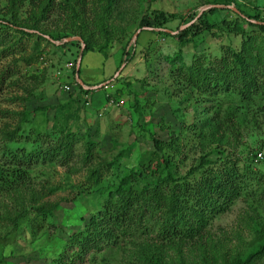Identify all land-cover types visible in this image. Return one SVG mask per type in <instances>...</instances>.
<instances>
[{
    "label": "rangeland",
    "instance_id": "rangeland-1",
    "mask_svg": "<svg viewBox=\"0 0 264 264\" xmlns=\"http://www.w3.org/2000/svg\"><path fill=\"white\" fill-rule=\"evenodd\" d=\"M224 1L117 0L109 21L113 26L109 36L112 50H106L105 57L88 51L80 60L78 80L93 87L103 84L99 88L84 89L89 93L78 92L68 72L71 67L65 66L76 56L78 58L80 48L77 54L72 47L61 56L55 43L53 47L37 41L36 48L33 39L23 38L18 51L0 54V165L4 167L3 161H10L1 158L5 149L46 152L62 143L54 130L62 120L53 129L52 111L49 110L39 112L31 124H21L18 131L15 130L16 113L23 109L54 106L71 97L77 101L71 104L73 110L77 109V118L68 119L67 127L79 136L73 140L68 158L38 160L29 168L22 166L27 174L18 195L10 197L0 190V264H46L58 257L68 237L83 230L89 216L100 209L103 193L96 190L134 169L143 153L153 151L152 139L165 144L172 139L178 144L174 152L162 146L160 154L173 157L175 175L180 177L201 160L216 159L221 151L230 158L238 157L244 191L224 212L213 214L198 233H193V240L160 241L154 233L118 237L115 246L88 255V264H152V255L159 258L160 264H230L234 256L242 254L255 240L253 229L264 223V164L253 163L251 171L243 170L242 165L247 164L246 152L264 149V88L250 102H242L235 94L216 98L204 95L183 79L186 70L183 67L191 62L195 64L197 60L204 68L220 56L230 61L229 50L239 51L250 35L256 45L260 34L252 27L242 25L244 29L240 35L220 29L223 21L230 25L238 21L228 8L234 6L223 4ZM235 3L250 20L253 17L264 19V0H236ZM214 4L224 6L200 19L210 27L196 38H187L182 45L159 35L157 32L161 29H153L151 25L152 29L137 28L140 19L147 17L151 24L157 20L176 34L187 27L180 26L181 19L187 21L196 15L191 22L194 23L202 8ZM0 8L3 10L0 17L10 19L4 0H0ZM29 10L23 5L16 17L28 20ZM57 15L54 12L43 23L44 31L61 26ZM118 31H124L126 38L124 34L120 35L122 40L118 38ZM5 32L7 38L0 44L3 48L18 38L15 33ZM95 40L101 42L99 38ZM122 43H125L124 52L133 48L130 56L122 53ZM178 52L180 62L165 60L166 57L174 58ZM74 82L77 83L75 77ZM64 84L65 90L61 88ZM107 96L112 101L106 104L103 100ZM215 100H219L222 111L230 106L235 114L233 128L220 143L206 137L198 121L201 107ZM10 130L21 135L20 139L13 142L2 139L1 132ZM86 142L93 147L91 156L83 163ZM121 151L127 153L114 161ZM261 152L264 155V150ZM6 166L10 168L11 165ZM90 171L100 176L90 178ZM200 172L192 177L198 179ZM16 198H20L18 202ZM36 209H50L51 216L36 215ZM22 210L26 213L12 222ZM153 229L158 231L156 225ZM254 264H264V256Z\"/></svg>",
    "mask_w": 264,
    "mask_h": 264
},
{
    "label": "trees",
    "instance_id": "trees-1",
    "mask_svg": "<svg viewBox=\"0 0 264 264\" xmlns=\"http://www.w3.org/2000/svg\"><path fill=\"white\" fill-rule=\"evenodd\" d=\"M235 1L225 0L223 4L234 6L233 8L237 13L230 11L238 21L231 25L223 21L220 24V29L227 33L240 35L243 33V26L252 27L260 34L256 45L250 35L242 43L239 51L229 50L230 61H228V58L220 56L204 68L197 60L195 64L191 62L187 67L181 66L186 69L183 79H186L192 87L197 88V92H199V89L203 92L202 94L213 98L220 95L235 94L240 101L250 102L260 92H263L261 89L264 88V19L258 20L257 17H253L251 18L253 21L250 20L237 9ZM4 2L10 19L0 17V44L3 39L7 38L5 30L17 34L18 38L17 41L14 39L9 42L4 48L0 47L2 56L13 50L18 51L20 41L23 38L33 39L35 44H37V41H44L46 44L53 46L52 43L61 42L65 38L78 37L83 45L80 57L88 51L102 54L105 57L107 56L106 50H112L113 48L109 37L113 32V26L109 21L113 8L117 5V0H4ZM25 4L30 9L28 20L16 17L19 8ZM215 10L216 8H210L203 11L194 23H191V21L194 20L196 15L190 16L187 21L181 19L180 26L189 25L183 30H178L176 34L169 33L171 30L162 26V23L157 20L152 21L151 24L147 17L140 19L137 28H150L152 26L153 29H161L157 32L159 35L169 37L177 45H182L187 38L190 40L196 38L210 27L208 23H203L200 19ZM1 11H3L2 8H0V13ZM34 12L36 15H34ZM54 12L61 19V26L52 31H44L43 23L47 22ZM55 25L56 23H54ZM118 33V38L121 40L123 37H120V35L124 34V38L127 36L124 31H118ZM42 35L47 38L43 39ZM97 38L101 40L100 43L95 40ZM38 44L36 48H38ZM79 45V42L73 41L53 47L62 56L72 47L77 50V54L80 48ZM124 47L125 43H122V53L130 56L133 48H130L128 52H124ZM125 58L127 57L125 56ZM76 59L77 56L75 60H67L68 63L72 64L68 70L72 76V83H74L79 93H89V90H84L74 82L75 74L77 75L79 72L78 66L75 73ZM165 60L180 62V53L178 52L174 58L168 59L166 57ZM114 81L118 80L114 79ZM83 85L87 88L93 87L90 84L83 83ZM218 93L219 95H216ZM68 98L70 99L63 103H56L54 106H33L16 113L18 120L15 130L18 131L17 128L21 124H31L39 112L52 111L53 129L62 120L60 126L54 129L56 130L55 133L60 135L62 143L46 152H29L21 148L5 149V153L1 154V158L4 160L9 158L10 161H3L4 167L0 165L1 192L8 194L10 197L18 195L19 187L24 185L27 174L26 170L21 169L22 166L29 168L31 165L36 164L38 160L45 161L53 158L64 159L69 157L72 142L79 136L73 134L67 127L68 119L77 118V109L73 110L71 106L72 103L76 104L77 101L71 99V97ZM108 99L107 96L103 102L106 103ZM220 106L219 100H215L209 106H202L198 111L201 130L206 132V137L217 139L219 143L224 140V135H227L226 133L233 128L235 115L233 108L230 106L224 111L221 110ZM179 133V131L176 133L177 139ZM1 136L6 142H13L21 137L13 130L1 132ZM90 142L92 143V141ZM152 144L153 151L143 153L134 169L128 170L116 182L108 183L105 187L96 190L99 194L103 193L100 209L89 216L83 230L68 237L66 247L58 257H53L46 264H88V261H86L88 255L95 254L93 252L98 253L108 250L110 247L115 246L118 237L124 238L130 235L140 237L154 233L158 240L167 242H173L174 239L180 241L193 240V233H198V230L204 226L213 214L224 212L226 207L244 191V178L238 167V157L230 158L221 151L217 154L216 159L201 160L196 167H190L185 175L180 177L175 175L176 163L173 157L160 154L162 153V146L174 152L178 150V144L176 145L172 139L166 144L152 139ZM92 147V144L86 142L85 154L82 157L83 163L86 157L91 156L90 150ZM261 150L264 149L258 148L245 153L244 159L247 164L242 165L243 170L251 171V167L255 166L253 157L256 152ZM126 153L124 151L119 152L114 161ZM261 162L264 164V161ZM6 165L11 166L9 168ZM199 171H201L199 178L194 179L192 176ZM92 173L93 171L88 173L90 178L97 179L100 176L97 173L95 174V171L94 175ZM147 177L154 180H148ZM188 180H192V182L187 183ZM97 184L98 181H96ZM249 194L251 195V193ZM18 199L20 198L15 200L18 202ZM25 213L26 210H22L20 214L18 213L11 219L12 222H16ZM36 215L51 216V211L50 209L46 211L36 209ZM155 225L158 231H154ZM253 234L256 235L255 240L245 248L242 254L234 256L230 264H254L264 256V223L262 226L254 228ZM151 258L152 264H160L156 255H152Z\"/></svg>",
    "mask_w": 264,
    "mask_h": 264
},
{
    "label": "water",
    "instance_id": "water-1",
    "mask_svg": "<svg viewBox=\"0 0 264 264\" xmlns=\"http://www.w3.org/2000/svg\"><path fill=\"white\" fill-rule=\"evenodd\" d=\"M222 7H223V6L218 5V6H210V7L202 8V9L199 11L197 17H198L203 11H205V10H208V9H210V8H222ZM228 8L231 9L233 12H236V13H237V11H236L232 6H229ZM191 22H192V21H191ZM188 25H189V24H187V25H185V26H188ZM166 32H169V31H166ZM169 33L174 34V33H172V32H169ZM135 36H136V33L133 35V37L135 38ZM73 41H76V42H79V43H80V51H79V56H78L77 61H76V68H75V73H76L77 70H78V66H79L80 60H81L80 55H81V51H82V48H83V45H82V43H81L80 38H78V37H69V38H65V39H63L61 42H54V43H55V45H59V44H63V43L73 42ZM75 78H76V82H77V84H78L79 86H81V87L84 88V89L87 88V87H85V86L83 85V83H82L80 80H78V77H77L76 74H75ZM102 85H103V84H102ZM102 85H100V86H102ZM100 86L90 87V88H87V89H94V88H96V87L99 88Z\"/></svg>",
    "mask_w": 264,
    "mask_h": 264
},
{
    "label": "built area",
    "instance_id": "built-area-1",
    "mask_svg": "<svg viewBox=\"0 0 264 264\" xmlns=\"http://www.w3.org/2000/svg\"><path fill=\"white\" fill-rule=\"evenodd\" d=\"M65 66H66V68H68V67H71L72 64L68 63V64H66ZM61 88H62L63 90H65V89H66L65 84H64V85H61ZM83 89H84V88H83ZM85 89H87V88H85ZM109 101H112V100H111V99H108L107 102H109ZM107 102H106V104H107ZM261 161H264V156H263V153H262L261 151H258V152L255 153V155H254V157H253V163L257 164V163H259V162H261Z\"/></svg>",
    "mask_w": 264,
    "mask_h": 264
}]
</instances>
